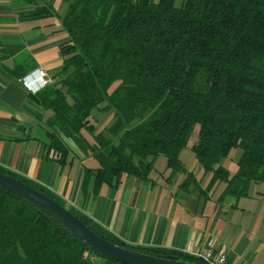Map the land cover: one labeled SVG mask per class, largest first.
<instances>
[{
    "label": "trees",
    "instance_id": "1",
    "mask_svg": "<svg viewBox=\"0 0 264 264\" xmlns=\"http://www.w3.org/2000/svg\"><path fill=\"white\" fill-rule=\"evenodd\" d=\"M69 0L61 24L62 64L36 101L49 110L44 120V158L60 165L74 152L92 157L81 185L116 187L123 174L148 180L164 156L182 170V189L196 185L182 169L179 152L190 145L211 170L209 182H224L218 203L248 194L264 182V0ZM38 5L22 13L42 18ZM115 83V86H111ZM114 110L112 137L94 131V109ZM193 135V138L190 137ZM68 140L69 142H67ZM239 148L236 170L214 167ZM74 150V152H73ZM76 215L98 236L150 255L206 264L187 252L131 245L44 185L0 165ZM264 198V191L261 192ZM93 259L98 262L92 261ZM0 264H124L81 242L43 211L0 188Z\"/></svg>",
    "mask_w": 264,
    "mask_h": 264
},
{
    "label": "crops",
    "instance_id": "2",
    "mask_svg": "<svg viewBox=\"0 0 264 264\" xmlns=\"http://www.w3.org/2000/svg\"><path fill=\"white\" fill-rule=\"evenodd\" d=\"M68 2L0 0V165L44 185L64 205L82 211L131 245L188 253L211 242L234 263L264 264V240L251 234L252 222L234 224L221 218L246 215L251 209L248 201L240 208L226 199L222 203L214 200L211 207L207 201L200 205L199 192L204 187L197 179L196 185L182 189L180 183L158 185L150 176L141 180L128 174L121 176L116 187L101 184L93 192L91 184L85 190L81 185L89 156L73 150V160L64 165L43 157L44 120L50 112L35 98L46 88L28 91L21 79L33 80L38 68L53 78L59 69L60 44L69 38L61 24ZM38 5L49 6L52 13L42 18L20 17ZM204 196L212 200L210 190Z\"/></svg>",
    "mask_w": 264,
    "mask_h": 264
},
{
    "label": "rangeland",
    "instance_id": "3",
    "mask_svg": "<svg viewBox=\"0 0 264 264\" xmlns=\"http://www.w3.org/2000/svg\"><path fill=\"white\" fill-rule=\"evenodd\" d=\"M181 0H175L174 4L179 6ZM115 83L111 86L113 88ZM90 120L94 125V131L101 132L107 137H112L109 134L108 128L114 120V110H100L94 108L91 111ZM193 138V135L190 137ZM69 142L68 140H66ZM240 155L239 148H231L226 154L214 164V167L221 166L225 168L228 173L232 174L236 170V160ZM85 164L90 165L93 163V166L96 165L95 160L92 157H88L85 160ZM179 163L183 170L187 172H192L195 178L199 181V184L202 187L208 184L210 176L212 174L211 170H205L201 164L195 159L193 152L190 149V145L188 144L186 147L182 148L179 152ZM125 176V174H123ZM150 177L153 179H157L158 185H165L167 182L169 185L181 184L183 179L185 178V173L182 170H177L176 172L172 170L171 167L166 165V160L164 156H158L154 162L152 169L150 170ZM167 177V178H166ZM169 177V178H168ZM165 178V179H163ZM169 179V180H168ZM181 180V181H179ZM193 184H191L192 187ZM224 182H216L210 189V193L212 195V200L205 199L204 193L207 191L199 192L200 193V205L207 201V206L211 207L214 200H216L222 189L224 188ZM203 189V188H201ZM198 190V188H197ZM201 191V190H200ZM264 191V182H251L248 188V196H240L238 198H234L228 196L225 202H236L239 208L243 205L244 201H248L250 204V212H246L247 214L244 216L226 214L221 215V218L225 221L234 222V224H248L250 221L252 222L251 234L257 235L260 239L264 240V198H262L261 192ZM198 192V191H197ZM158 194V193H157ZM212 202V203H211ZM218 202V201H217ZM92 261L98 262V260L93 259Z\"/></svg>",
    "mask_w": 264,
    "mask_h": 264
},
{
    "label": "water",
    "instance_id": "4",
    "mask_svg": "<svg viewBox=\"0 0 264 264\" xmlns=\"http://www.w3.org/2000/svg\"><path fill=\"white\" fill-rule=\"evenodd\" d=\"M0 188L21 197L37 207L78 240L110 259L124 264H195L183 260L150 255L112 243L95 234L67 207L12 175L0 172Z\"/></svg>",
    "mask_w": 264,
    "mask_h": 264
},
{
    "label": "built area",
    "instance_id": "5",
    "mask_svg": "<svg viewBox=\"0 0 264 264\" xmlns=\"http://www.w3.org/2000/svg\"><path fill=\"white\" fill-rule=\"evenodd\" d=\"M52 80V77L44 69L38 68L35 70L33 80L21 79V82L28 91L35 92L36 89L47 86ZM188 253L200 258L206 264H237L232 262L222 249L214 247L211 242L196 246Z\"/></svg>",
    "mask_w": 264,
    "mask_h": 264
}]
</instances>
